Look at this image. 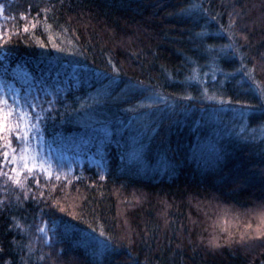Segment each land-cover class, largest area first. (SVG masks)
I'll return each mask as SVG.
<instances>
[{
    "label": "trees",
    "instance_id": "16d2710c",
    "mask_svg": "<svg viewBox=\"0 0 264 264\" xmlns=\"http://www.w3.org/2000/svg\"><path fill=\"white\" fill-rule=\"evenodd\" d=\"M0 5V75L100 161L14 175L0 140V264H264V0Z\"/></svg>",
    "mask_w": 264,
    "mask_h": 264
},
{
    "label": "rangeland",
    "instance_id": "374dc122",
    "mask_svg": "<svg viewBox=\"0 0 264 264\" xmlns=\"http://www.w3.org/2000/svg\"><path fill=\"white\" fill-rule=\"evenodd\" d=\"M1 1V0H0ZM1 58V54H0ZM35 97L34 99L31 96ZM0 98L6 99L9 105H13L19 112L29 113L28 120L32 124V127L29 129V139L27 141L30 151L27 153L29 157L34 159L29 160V164L35 163L37 167L33 169H38L41 172H44L46 175L49 173L57 174L62 173L63 171L72 172L76 165H82L84 162L89 163L90 165L99 164V160L95 155L86 153L78 146L67 147L62 142H52L45 138V133L40 126V123L37 118H39V111H35L37 96L30 93H22L21 89L11 81L10 79L0 75ZM264 99V98H263ZM40 129L38 131L37 129ZM14 135V134H13ZM15 136V135H14ZM16 137V136H15ZM259 138H264V126L261 128L258 133ZM140 142L138 141V149L134 150L132 153L128 152V157H133L135 154L140 152ZM21 143L16 149V156L19 157L21 154ZM14 148H11V150ZM10 161H12V155L9 154ZM136 158H134L135 160ZM133 160V159H132ZM13 168L17 171L13 172L14 175H20L22 172L27 171L22 166V162L17 159L15 163L12 162ZM255 220H250L251 226H253ZM261 226V224L259 225Z\"/></svg>",
    "mask_w": 264,
    "mask_h": 264
},
{
    "label": "snow or ice",
    "instance_id": "6c2138e0",
    "mask_svg": "<svg viewBox=\"0 0 264 264\" xmlns=\"http://www.w3.org/2000/svg\"><path fill=\"white\" fill-rule=\"evenodd\" d=\"M4 5H0V13L4 12ZM33 27L35 25L33 24ZM24 31H28V26L25 25ZM0 38H2V33H0ZM29 113L27 112H19L17 113V109L13 105H9L6 99L0 98V140L4 142V146L11 148L12 140L11 136L14 134L16 138L20 141L21 154L19 157L16 156V150L12 149V161L15 163L17 159L22 162V166L24 169H27L29 172L32 171L33 168L37 167L35 163L29 164L30 159H34L33 157H29L27 153L30 151L28 147L27 141L29 139V129L32 127V124L28 120ZM39 119V118H37ZM40 131V129H37ZM4 157V161H8L9 152L4 151L2 153ZM13 172L17 170L15 168L12 169ZM51 175V173H49ZM59 179V176H57ZM17 183L19 181L17 180Z\"/></svg>",
    "mask_w": 264,
    "mask_h": 264
}]
</instances>
